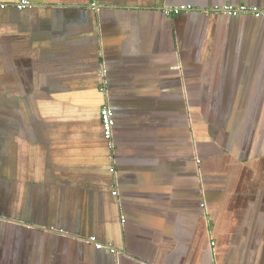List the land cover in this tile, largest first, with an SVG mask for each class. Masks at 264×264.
<instances>
[{"label":"crops","instance_id":"0c3cea01","mask_svg":"<svg viewBox=\"0 0 264 264\" xmlns=\"http://www.w3.org/2000/svg\"><path fill=\"white\" fill-rule=\"evenodd\" d=\"M20 1L0 0V264H264V18L216 11L264 0Z\"/></svg>","mask_w":264,"mask_h":264},{"label":"built area","instance_id":"2783aa9c","mask_svg":"<svg viewBox=\"0 0 264 264\" xmlns=\"http://www.w3.org/2000/svg\"><path fill=\"white\" fill-rule=\"evenodd\" d=\"M30 2L28 0H21L20 2L17 3V8L18 9H23L27 6H30ZM2 7H5V4H1ZM91 6L93 8H96L98 6V3L96 0L92 1ZM195 9L192 5H183V6H178L175 8L176 12L183 11V10H193ZM217 12H221L230 16H238V15H251L256 18H264V6H255V5H225L216 10ZM105 72V71H104ZM102 90L104 92H107V88L104 86L102 87ZM101 119H102V124H103V130H104V135L106 139L110 140V144L113 148V135H114V125H115V120H114V111L111 108L110 104L106 101V103L103 105L101 108ZM91 241L96 242V245L101 248L105 247L104 244L101 242H97L96 238H91Z\"/></svg>","mask_w":264,"mask_h":264},{"label":"rangeland","instance_id":"374dc122","mask_svg":"<svg viewBox=\"0 0 264 264\" xmlns=\"http://www.w3.org/2000/svg\"><path fill=\"white\" fill-rule=\"evenodd\" d=\"M191 106H194L192 102H191ZM178 107H181L179 105V101H178ZM193 117L195 118V122L197 123V119L195 117V114H193ZM179 129H178V131H179ZM208 133H209L210 137L208 136V134H206V138L204 140H202L203 135L200 134L199 130H197L195 133L196 141L199 143V146H198V148H194L193 156H194V161L196 162L197 165H199V167H197V171L199 174V179H201V180L203 178L202 175L206 174V166H204V164H203L204 157H205L204 152H203V145H205L206 143L213 142V128L212 127L208 128ZM214 143H211V150H214L215 147L217 148V146H216L217 142L214 141ZM183 151H185V150H183ZM187 151L189 152V148L187 149ZM184 155H186V154L184 153ZM61 192L64 193L63 187L61 188ZM4 228H6V227H2L1 223H0V250L1 251L4 250L3 245H5L7 248H10L12 251H14V243L12 242V240H8L9 239L8 236H6V238H5V236H4L5 234H3V235L1 234V231H3Z\"/></svg>","mask_w":264,"mask_h":264},{"label":"trees","instance_id":"16d2710c","mask_svg":"<svg viewBox=\"0 0 264 264\" xmlns=\"http://www.w3.org/2000/svg\"><path fill=\"white\" fill-rule=\"evenodd\" d=\"M105 104V103H104ZM103 104V105H104ZM114 111V110H113ZM114 120H115V125H114V130H113V132L115 133V127H116V119H115V113H114ZM99 124H100V128H101V130H102V138H103V140H104V145H106V147L109 149V154H108V159H109V161H110V165H109V171L110 172H113L114 171V167L113 166H111V162H112V159L111 158H113V153L112 152H114L112 149V146H111V144H110V140H108V139H106V137H105V135H104V130H103V124H102V119H101V110H100V122H99ZM114 137V136H113ZM113 174V173H112Z\"/></svg>","mask_w":264,"mask_h":264},{"label":"water","instance_id":"95a60500","mask_svg":"<svg viewBox=\"0 0 264 264\" xmlns=\"http://www.w3.org/2000/svg\"><path fill=\"white\" fill-rule=\"evenodd\" d=\"M100 7V6H99ZM51 231H54V232H58V233H62V234H65V232L63 230H51Z\"/></svg>","mask_w":264,"mask_h":264}]
</instances>
